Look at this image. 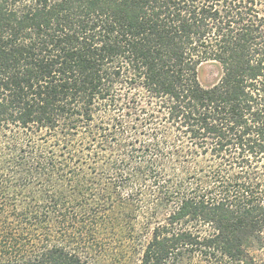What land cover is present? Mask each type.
Wrapping results in <instances>:
<instances>
[{
  "label": "trees",
  "instance_id": "trees-1",
  "mask_svg": "<svg viewBox=\"0 0 264 264\" xmlns=\"http://www.w3.org/2000/svg\"><path fill=\"white\" fill-rule=\"evenodd\" d=\"M109 229L264 264V0H0V264H120Z\"/></svg>",
  "mask_w": 264,
  "mask_h": 264
},
{
  "label": "rangeland",
  "instance_id": "rangeland-1",
  "mask_svg": "<svg viewBox=\"0 0 264 264\" xmlns=\"http://www.w3.org/2000/svg\"><path fill=\"white\" fill-rule=\"evenodd\" d=\"M219 75H220V69L215 63H211V62L204 63L198 69V80L203 87L211 86L213 83H215L217 81V79L219 78ZM140 216L143 220L141 221V218H138V220L141 223V226L136 227V231L138 233L141 230L142 224L145 222L144 215H140ZM101 229H102V227L100 228V230ZM125 230H127V229H125ZM102 231H104L106 233L105 230H102ZM114 231L115 232H113L109 229V231L107 233L108 238H106V239H111L112 241L118 240L116 242L115 247H113V250L117 254V256L112 258V260L119 258L120 264H136L138 259H139L138 258V254L140 252L139 243H137L133 240H129L128 238H129L130 234H126V235H122L120 237L112 238L120 230L117 231L115 229ZM131 232H132L131 235L134 236L135 233L133 231H131ZM103 234L101 233L99 236L102 237ZM103 243H104L105 250H109L107 248L108 241H104ZM121 249H122V251L119 253V250H121ZM111 255H113V251L110 252V257H111ZM105 264H111V263H109V259L107 260V262Z\"/></svg>",
  "mask_w": 264,
  "mask_h": 264
}]
</instances>
